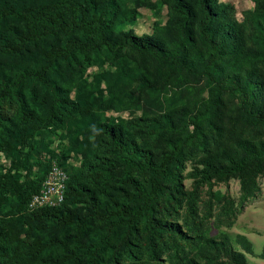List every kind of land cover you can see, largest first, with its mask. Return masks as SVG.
<instances>
[{
	"label": "rangeland",
	"instance_id": "374dc122",
	"mask_svg": "<svg viewBox=\"0 0 264 264\" xmlns=\"http://www.w3.org/2000/svg\"><path fill=\"white\" fill-rule=\"evenodd\" d=\"M52 1L1 0L0 33L16 41L25 23L11 12ZM180 1L190 12L185 42L171 0H62L65 20L102 13L108 37L116 43L124 34L144 37L161 58L119 45L115 52L75 48L47 59L68 38L91 40L93 33L83 29L0 55V79L22 81L17 106L7 108L10 123L0 130V143L9 146L0 149V218L27 228L21 194L56 164L75 190L98 198L102 215L87 222L79 242L101 244L100 264H264V125L243 109L245 98L264 120V0H207L214 13L209 32L220 51L210 65L198 1ZM41 67L44 81L28 75ZM48 118L50 125L32 131ZM101 124L146 150L155 164L173 152L161 189H154L149 172L123 165ZM143 202L146 213L130 226L113 214L117 205ZM68 207L83 216L91 204ZM35 235L51 243L38 262L91 264L68 257L77 247L73 225L35 229Z\"/></svg>",
	"mask_w": 264,
	"mask_h": 264
},
{
	"label": "trees",
	"instance_id": "16d2710c",
	"mask_svg": "<svg viewBox=\"0 0 264 264\" xmlns=\"http://www.w3.org/2000/svg\"><path fill=\"white\" fill-rule=\"evenodd\" d=\"M171 1L173 10L179 14L178 25L182 41L185 42L188 39L187 26L190 18V12L180 0ZM197 1L201 12V19L198 25L199 34L211 49V53L207 61L210 65L215 63V61L219 58L220 53L218 44L215 40H213L209 32V25L214 18V13L212 12L207 0ZM62 5V0H54L37 9L25 8L11 12L24 21L25 31L18 36L16 41L0 33V55L20 53L29 43L44 39L47 36H53L60 32L69 34L76 29H83L93 33V38L91 40L82 41L79 39L68 38L63 47H53L48 50L45 53L47 59L52 62L59 56L71 55L75 48L83 51H90L104 46L107 50L115 52L119 45H126L128 48L136 52H151L159 58L163 57L159 48L144 37L133 34H124L121 38V42L116 43V41L108 37L102 31L105 21V15L102 13L92 15L90 19L81 18L70 21L65 20L60 14ZM2 13L5 15L10 12H6V10H4ZM45 70V67H41L38 70L28 72V75L35 77L40 81H44L43 75L45 74ZM21 82V77L19 76L5 75L0 79V130H3L2 132L6 130L10 123V116L7 113V108L17 106V104H13V100L15 98L19 99ZM243 109L248 116L252 117V119H258L260 123L264 125V120L260 117L261 115L252 111L245 98L243 99ZM15 111L18 110L16 109ZM21 111L27 119L31 118V116H29L30 113L26 112L24 109ZM51 122L52 119L48 118L42 124H33L32 131L46 127L50 125ZM101 126L103 131L109 135L115 149L122 155L123 165L149 172L151 174L154 189H161L160 180L169 169V166L174 158L173 152L165 157L159 164H155L149 160V154L146 150H139L135 144L127 143L125 137L121 133L116 132L114 129L107 128L102 124ZM182 145L185 144L183 143ZM8 148V144L0 143V149L8 150ZM175 150L180 151L181 146L176 147ZM246 161L247 158L241 159L237 164H235L233 169L239 170L246 163ZM93 173L99 175L100 171L98 169H94ZM206 176L208 177V173ZM41 181L35 188H31L29 191L21 194L20 203L22 206L24 205L28 211V213L24 216V223L27 224V228H23V225L13 224L12 218L9 217L5 219L6 215H3V218H0V264H12L14 261H17V263L21 262V264H45L38 262L39 255L45 249L50 247L51 243L39 239L35 235V229L42 230L47 226L50 227L60 224L73 225L75 228L77 247L75 250H71L69 252L68 257L76 259L77 262L78 260L87 257L91 264H100L98 252L101 249V244L98 241H88L86 243L79 242L85 233L87 222L93 218L94 214L102 215L99 210L98 198L90 195L88 191L82 188L75 190L69 182L70 178L68 175L63 200L59 205L45 206L29 210V200L33 194L38 192ZM2 184L6 185L5 182H2ZM18 187H20V185H18ZM10 188L15 190L13 186H10ZM80 201L91 204L90 212L83 216L74 214L68 207L69 203L76 204ZM146 209V202H143L136 208H131L128 204H120L117 205L113 214L117 217V219H121V222L130 226L131 221L142 215ZM32 221H35L36 225L33 226L31 224ZM111 252L113 253L114 251ZM27 255L29 256V259L28 257H25Z\"/></svg>",
	"mask_w": 264,
	"mask_h": 264
},
{
	"label": "built area",
	"instance_id": "2783aa9c",
	"mask_svg": "<svg viewBox=\"0 0 264 264\" xmlns=\"http://www.w3.org/2000/svg\"><path fill=\"white\" fill-rule=\"evenodd\" d=\"M67 172L56 164H51L41 181L38 192L33 194L28 203V209L33 210L45 206L59 205L63 200Z\"/></svg>",
	"mask_w": 264,
	"mask_h": 264
}]
</instances>
